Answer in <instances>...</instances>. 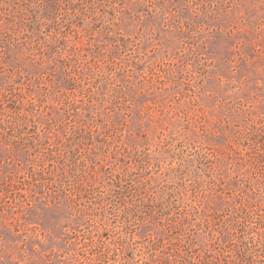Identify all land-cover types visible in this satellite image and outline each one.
I'll return each mask as SVG.
<instances>
[{
	"label": "rangeland",
	"instance_id": "1",
	"mask_svg": "<svg viewBox=\"0 0 264 264\" xmlns=\"http://www.w3.org/2000/svg\"><path fill=\"white\" fill-rule=\"evenodd\" d=\"M0 264H264V0H0Z\"/></svg>",
	"mask_w": 264,
	"mask_h": 264
}]
</instances>
